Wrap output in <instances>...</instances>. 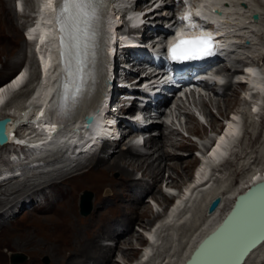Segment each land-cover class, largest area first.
I'll return each mask as SVG.
<instances>
[{
  "label": "bare ground",
  "instance_id": "bare-ground-1",
  "mask_svg": "<svg viewBox=\"0 0 264 264\" xmlns=\"http://www.w3.org/2000/svg\"><path fill=\"white\" fill-rule=\"evenodd\" d=\"M144 1L145 2L147 1V2L144 5H139L137 8L140 10V15H142L144 11L147 12V11L152 10V8L155 6V4L157 2H159L160 0H139V2H144ZM151 1H154V3L152 5H150ZM163 1H162V3H163ZM196 1L198 2L199 9H202V11L206 12L208 17H210V19H212V21L217 25L218 29L216 31H214V33L219 37L220 42H225L226 45L230 44V43H235L234 45H232V47L233 48L235 47L237 50H238V48L245 46V44L239 46L240 44H242V41H240V40H239V42L234 41L233 37L239 36V34L238 35L235 34L236 30L239 32L240 30L249 29L250 25L256 26V25L260 24L261 19L259 20V22H253L252 21L251 16L256 11H254V12L251 11L249 13H252V14L248 16V17H250V18H248L250 20L247 23V25H245L244 27L240 26V28H239V26L236 25V22L238 20L235 19L233 16L235 14L230 13L232 15V16H230L231 18H227L229 16H226V14L228 12H231V11H229L230 9L225 8V6H224L225 1H228V0H196ZM230 1H233V2L238 1L239 5L236 4L235 6H237V7L240 6L241 9L243 7L240 4L244 3L245 1L252 4V2H251L252 0H230ZM11 2H13V0ZM177 2L181 3L182 0H170V1L165 0L164 1L165 10L172 9L177 4ZM8 3L9 2L7 0H0V18H1V20H3V19L11 20L8 18L9 16L7 15V10H6L7 5H9ZM33 3L35 4V8L33 6V8H34L33 12L36 15V18H34V19H36V21L34 22V24H31L27 27L28 39L31 41L29 42V40L26 37L25 38H26L28 44L30 43L31 46L33 45L32 51L38 60L37 61L38 62V68H37L38 70L36 69L35 73L32 72V74L34 73V75H31V73L28 72L27 67H26L27 69L24 68L23 71L21 69L8 82L1 85V87H0V108H2L5 105H8L9 102H10L9 104H13V105L15 104L17 108L15 107L16 108L15 114L0 116V119L6 118V117H11L13 119V123L8 126V130L10 132V141H12L14 139V136H15V140H17L18 142H22V143L29 145L33 151H36V152L39 151L40 153H43V151H45L49 148H52V147L53 148L57 147V146H64V147L70 146L69 148H72V145H74L75 143L79 144L80 150L82 151L84 149H87L90 146L88 144V141H85L84 135L86 134L87 138H90L91 135H96L97 133H99V129L103 130L104 128H103V126L99 127L98 124H96L95 127L93 126L90 130H87L85 127L82 126V121H81L74 126L65 127V128L58 131L57 127L53 126V123L50 122L51 121L50 115H49L50 112L53 109H57L58 106L61 105V103H60V96L61 95L59 92V90H60L59 86H60V75H61L62 67L59 63L60 62V52H59L60 47H59V41H58L59 32H57L56 24H55V20H54L55 19V9H56V6L58 5V0H33ZM19 4H20L21 9H24V13H26L27 12L26 11V4L23 2V0H21V2ZM191 4H192V6H195L194 3H191ZM126 5H127L126 0L118 1L116 3V7L111 8V12L109 14V20L107 22V32H106L105 40L110 41V45H113V48H112L113 51H115L117 36L119 35V31L121 30L120 28H117V26L122 22V19H123L125 14L129 15V13H128L129 9L125 8ZM148 6L150 8H148ZM120 7L122 8L123 11L119 10L117 12V8H120ZM15 9H17V6L15 7ZM217 9L222 10L225 14H223V16H222V14H217V12L215 11ZM162 10L164 11V9H162ZM162 10H159L161 12H158V10L155 9L153 12H151L149 14L146 13L142 17V19H141V17H139V18L136 17L137 20H140V19L146 20L147 19V23L145 24L146 27L144 29V33H145L144 35L147 36V38H149V40H146V41L152 40V38H150V34L148 31V27H147V25H149L148 23H150V25H154L156 27H162V26L164 27L161 19H169V18H167V17H169V14L168 13L165 14L164 12H162ZM122 14H124V15H122ZM208 17H207V19H208ZM151 19L153 21H151ZM170 19L173 20V19H175V17L170 18ZM101 20H102V18H101ZM101 20L94 21L93 27L89 31V34L94 33V37L92 39H90L88 42L89 43L88 44V64L89 65H88V80L85 84V88L81 94L80 99L78 100V103H72L71 105H67V108H66V111L72 112L73 116H75V118L81 119V120L83 119L85 114H87L92 109L93 112L95 113V115L97 116V119H98L97 122L102 121V120L107 121L109 119H113L111 116H114V112H115V110H113L110 107V104L108 103V101L106 99H103V96H104L103 93L106 90L105 83L108 81V72L109 71H108L107 64L110 61V56L108 55V50H109V48H107L108 43L105 42V40L103 39V32L104 31H102V24L103 23L101 22ZM170 21L171 20H168L167 24ZM11 29H12V27H11ZM180 32H183V31L180 30ZM244 37L245 36L242 35V39H244ZM1 38L2 37H0V46H2V47H0V48L4 49L6 52L11 53V51H13V47H12V45L8 46V44L10 45L9 41L11 40V39L9 40V35L7 38L4 37L5 41L2 40ZM122 39H123L124 43H131V40L127 36H122ZM245 39H247V38L245 37ZM248 43H250V42H248ZM133 45L135 48L140 47V46H138V44L136 42ZM250 45H252V44H250ZM246 46H248V45L246 44ZM248 47H250V46H248ZM145 48H147V46ZM245 48H247V47H245ZM28 49H29V46H28ZM111 58H112V56H111ZM241 60L242 59H239V58L235 59V63L241 64L242 63ZM245 60H246V56L244 55L243 61H245ZM247 63H248L247 65H249V68L247 67L248 68L247 74L244 73L240 68H238L239 66H232L231 67L228 64H225L224 68L223 67L221 68L219 65V71L223 72L228 77L230 75H234V74H242L241 79L244 81V82H238L236 84L233 82L227 83L224 93L219 92L216 88L206 87L207 90H209V92L212 94V97L214 96L215 98L216 97H219V98L223 97L224 98V99H221L222 100L221 102H223V103H220V102L215 103V105L219 109L227 110V109L231 108V106L235 105L237 101H239V97H238L239 91L233 89V88L236 89L235 86L241 87L240 85L243 86L246 84H251L250 88L248 89L249 91L247 93V97L254 100L253 99L254 96L257 95L258 97H260V99L263 100V98H264V71L262 70V68L264 67V55H262L258 59H253L251 61H247ZM30 64H31V62H30ZM19 65H20V63H19ZM32 71H33V69H32ZM141 71H143V69H141ZM232 89H233V93L235 94V99L232 102H230V101L226 102L227 100H226V97H224V96H227V94L230 91H232ZM243 94H244V92H243ZM245 95H246V93H245ZM9 99H10V101L7 103V101ZM102 100H103V102H102L103 107H102V111H101L100 107H99V102ZM255 100H256V98H255ZM255 100H254V102H255ZM257 100H259V99H257ZM119 102H120V100H119ZM200 102H203L202 105L209 107L208 104H206V102H204V100H202ZM211 102H213V101H211ZM215 102H216V100H215ZM258 102H259V104H261L260 101H258ZM256 104H258V103H256ZM262 104H261V106H258V107L259 108L262 107ZM254 105H252V106H254ZM248 106H250V105H248ZM186 107L188 108V106L186 105V103L184 101H182L181 104L176 103L174 106V110H171L170 114L167 115V118L175 116V119H178V115H185V117L188 120V124L190 126H188L186 123L185 124L188 126L189 131L191 133L195 134L198 131H200L199 127L202 126V123L199 120V118L197 117V115L195 114L194 110H192L193 112H191V111L190 112L189 111L182 112L183 109L184 110L187 109ZM258 107H256V108L252 107L253 110H251L249 107L248 108L252 111V113L257 114V113H259L258 111L260 110ZM208 110L210 111V109H206V112ZM246 111L248 112V110H246ZM109 112H110V114H109ZM239 114H241V112H239ZM248 114H250V113H248ZM212 122H213V124H215L217 121L215 119H212ZM240 123L239 122L236 123L235 121L233 123V121H232V123H230V125L228 124V127L225 130V133H223V131L220 133V135L216 139L217 141H215L213 146H211L210 149L208 150V152H206L207 154L204 155L203 161L205 162L204 164H206L205 172L203 174L198 173V175L196 177L194 176V173H193V176H192V174L190 176L193 178L195 177V180H197V181L192 186L194 188L191 187L192 190L193 189L194 190L191 191V194H189L190 195L189 198H187V199L183 198L182 200L180 199V200H178V202H176V205L175 204L170 205V207L172 206V209L170 210V213H166L167 221L170 222V220H172V222H175V221L176 222H175L174 226H172V223L171 224H164V226H163L164 230L167 228H170L169 230L174 231L173 236H175L176 238L181 237V239H183L182 241L181 240L179 241L178 245H179L180 249H178L177 255H174V256H177L175 264H185L186 263V261L190 258V256L194 252V250L199 245V243L202 240H204V238H206L219 224H221L223 222V220L226 218V216L232 210V208L235 205V202L237 200V197L240 194L244 193L247 189H249L251 187V185L258 183L259 181H264V169L263 168H256V167L254 170L248 172L247 174L243 173V174H245V176L242 175V176H244V178L242 177L243 179H241L242 180L241 185H239V186H236V183L234 184V179L232 181L229 178L225 179L223 181L220 179L221 182H218V184H217L216 179H214V177L210 176V173H214V171H212V170H214L215 164H219L221 166H223V165L225 166L226 164H228L229 160L227 158H229L230 156L233 155L232 151H234L235 146L239 143V141L241 140V138L243 136V128H241L243 125ZM164 125L165 124H163L161 126H164ZM165 129H166L165 131L158 132L156 137H152L148 142H146L147 144H149V146L151 148L155 149L154 152L156 153V156H154V158L150 156L151 155L150 153H152V151L147 152L146 154H143V153L139 152L138 150H135L133 148L132 143H131L132 140H130V142H128V143L126 142V137L128 136L127 135L126 137H123L122 139H120L118 141L120 143L123 140L125 142L124 147L120 148L119 151H117V149H116V148H118V142H117V144L114 148L113 154L111 153V155H109L106 159H98L95 157V158H92L91 161L89 160L90 163L88 165H86L87 162L85 163L81 160L73 162L72 164L73 165L75 164V165L72 166V168H67L66 170L65 169L58 170L57 173L58 174L60 173L59 175L57 174L58 176L57 175H55L56 177L51 176V178L45 179L41 182H38L35 185H32V188H30V187L27 188V186H23V187H19V188L18 187L12 188L13 181L14 180L16 181L17 178H14V179L11 178V177H13L12 174H14V173H11L10 171H14V167H16V166H14V164L16 163V161H20L18 156H17V154L19 155V153L15 154L14 159H13L14 161L13 160L11 161L10 159H8V154L14 153L16 150L14 148L13 149L11 148L13 146H11L10 143L7 145H4V146L0 145L2 147V149H4V148H6L7 150L11 149L9 152H7V155H6L7 156V159H6L7 163L11 164V167H8V169H7L2 164L3 162L0 163L2 165L0 167L1 168L0 170H2L1 172H3L0 174L1 175L4 174L3 178L5 181V182L0 181V192H2V194L6 197V198L1 200L3 203V204H1V206L7 207V208L9 206H11L10 207V210H11V208L15 204L17 205L20 202V198H26V196H28V194H30L31 192H34V191L37 192L35 195H38L40 197V199H38V198L34 199V197L31 198V196H29L30 199L34 200V202H35V200H37V201L39 200V203L40 202L43 203L42 197H48L49 199L51 198V202H52V196L53 195L50 196L49 194H51V192L54 189L58 188V186H59L58 184H60V182L64 183V181H66V177L69 173L79 171L80 175H85V176L89 175L90 181L96 185V176L92 173V172H96L99 175H101V179L99 180V182H101L103 184V186H97L95 188H99V187L103 188V187H106L108 185V186H113L116 190L114 193L111 192V194H110V190H107L106 195L108 197L109 196H119V197H122L121 200H125L126 198L131 197V195H133L134 193H137V195H138L137 201L141 205L136 206L133 210L129 211V214L131 217H129L128 220L130 221V223L140 221V219L136 215L140 208L144 207L143 211H144L146 216H148V214L151 213V211H150L149 206L143 205L144 199L142 196L139 195V191H138L139 189L136 190L137 183L135 181L136 180L135 175H137V174H136L135 170L129 172L128 169L131 167L130 165H133L134 162H135V164L136 163H143V165H144V163H146L148 171L150 174H145L144 172H141V176H142L143 180L145 181V178H147L150 175L149 177L153 179L151 181L153 183L148 184L149 187L146 190H147V192H149L150 190H153V192H154V190L157 187L156 184L159 181L158 177L162 174V171L164 170L162 165L163 164L168 165V163H163L162 160H163V158H165V156L170 157V153H168L169 151L166 150L164 148V146H162V147L159 146L160 144L158 142V138L163 139V141H164V139H166L165 141L167 143H165V141H164L165 146H167L166 144H170V146H172L173 148L177 147L176 146L177 144L172 142L171 139L173 136H177L179 132L175 129L170 128L169 126H165ZM201 131H202V129H201ZM254 136H255V133H254ZM216 142H217V144H216ZM82 145H85L86 147L81 148ZM179 145L180 146H187V145H185V142L182 144H179ZM214 146H215V148L213 149ZM103 148L105 149L106 146H103L102 149ZM189 148H190V150H192V147H189ZM19 149L22 150V148H17V150H19ZM210 150H211V153H210ZM114 153H115V155H114ZM261 153L264 154V149L261 150ZM59 154H60V152L57 153V156H59ZM94 154H96V153H94ZM94 154H92L90 157H92ZM144 155H147V156L145 157ZM89 158H87V159H89ZM110 159H112L111 162H109ZM47 160H49V159H47ZM47 160H45L44 164H41L39 166L32 165L31 167L34 169L35 168H38V169L39 168H46V167L50 166L49 164L46 166ZM35 161H36V159H32V163H34ZM184 162L186 163L185 166H180L181 164L179 165L181 170L177 174L178 178L183 176V174L187 175L186 169L189 168L190 160H186ZM7 163L5 162L4 164H7ZM20 163H23V162H20ZM28 164H30V163H28ZM241 164L243 165V163H241ZM55 165H57V164H55ZM128 166H130V167L128 168ZM169 166H171L170 163H169ZM179 166L176 167V171H179V169H177ZM132 167H134V166H132ZM61 171H64V172H61ZM69 171H71V172H69ZM112 171L119 172L121 174V178L123 180L127 181L126 183H128L127 185L131 189V190L129 189L130 190L129 192H128V190H126V188H124V184H122L123 182L118 183L117 181L115 182L114 180H112V178H110L109 174ZM14 172H15V175H14L15 177L19 176V175H16L17 174L16 171H14ZM215 177H216V175H215ZM38 181H40V180H38ZM173 182L174 181H171L172 184H173ZM26 183H28V182H26ZM147 183H150V182H147ZM5 185L6 186L10 185V186L8 188H4V190H2V188ZM173 187H177V185L173 184ZM141 189H143V188H141ZM157 189H159V188H157ZM146 190H145V192H146ZM45 191H46V193L44 194ZM155 191H156V193L160 194L159 196H155L157 201H159L160 198L163 199L164 202H166V203L170 200L168 197L164 198V196L162 195V192H160V190H155ZM188 192H190V190H188ZM225 194L227 195V198H228L227 201H225V198H226ZM185 195H188V194H185ZM217 199H219L220 201L217 205V208L212 211L211 205ZM184 200H186V201H184ZM225 202H228V205L230 204L231 206H229V209H227L225 211V213H223V212L221 213L220 210L224 207L227 208V206H228ZM35 203H36L35 204L36 206H39V205H37L38 204L37 202H35ZM98 204L101 205L102 202L99 201ZM187 207H188V209H185ZM15 211H16V209H13L11 213H14ZM219 212L221 213V215L216 220L215 216L216 215L219 216V214H220ZM4 214L5 213H0V216L2 217ZM163 217H165V216H163ZM213 217H215V218H213ZM157 219L159 221V219H160L159 216L156 217V220ZM211 219H214V220H212V222L214 221L213 222L214 224L212 223L213 226L211 225V227H209L208 225L211 224L210 223ZM40 220L43 222L38 223L37 226L40 225V226L45 227L46 223H49V221H51V224L56 226L55 232L50 234V236L53 238L55 237V239H54V240H56L55 243L57 245L60 244L59 246H61L59 248H62V246H63V244H65V242L69 243V245H71V246H75V245L79 246V248H77L78 246L73 248V250L75 252H73V255L70 256V259H67V261L69 260L68 264H114V263H112V259H111L113 251L111 249H109L107 246H105L104 244H102L101 239L107 240L106 238L110 237V238L119 240V238L122 236V235H120L119 232H117V231H115L114 233H111L109 231H105V232L101 231L100 232V229L97 227L90 229L91 223L86 221L87 222L86 224L85 223H81V224L82 225L85 224L86 226H89V228L85 227L86 230L88 229L86 231L87 237L85 238L84 236H81L80 233H82L83 229H85V228H83L84 225L83 226L81 225L82 227H80V225H78V227H77V224H79V220H78L75 209L73 210L72 213H65V214L63 213L62 218H59V219H53L51 216L50 217L48 216V217H42V219H40ZM91 225H93V224H91ZM151 225H152V223H146V227L151 226ZM186 227H188V228H186ZM203 227L205 228V232L202 234L200 233L201 235L199 236L198 231L200 229L201 230L204 229ZM48 228H46V230ZM120 229H122V228H120ZM196 234L199 237L196 236ZM189 235H190V237H189ZM139 236L140 235H135L134 237L136 239H139L140 242H142L143 239L140 238ZM154 237L156 238L157 236L154 235ZM175 237H174V239H175ZM195 237H198L199 239H196V241L192 244V242L195 240ZM81 238L83 239L85 245H84ZM155 238L153 240V235H152L153 241L156 240ZM185 238H188V240L186 239V242L188 241V243H186V244H184ZM174 243L176 244V242H174ZM132 244H133V241H130L128 243L129 247H131ZM157 244H158V241H157ZM67 247H69V246H67ZM150 247H152V245ZM59 251H60V249H59ZM147 252H149L147 254V256H148L150 254V251H147ZM131 254L132 253H126L125 256L130 257ZM135 254L136 253H133L132 255H135ZM257 254H258V256H260V259L262 258L261 260H264V242L260 246L255 248L250 253V255L245 260L244 264H247L248 262H250L251 261L250 259L252 258V256L257 255ZM73 256L74 257L77 256L78 259H74V258L72 259ZM167 258H168V260H171V253H169V251H168L167 255H165V259H167ZM172 261H170V262L172 263Z\"/></svg>",
  "mask_w": 264,
  "mask_h": 264
},
{
  "label": "rangeland",
  "instance_id": "rangeland-1",
  "mask_svg": "<svg viewBox=\"0 0 264 264\" xmlns=\"http://www.w3.org/2000/svg\"><path fill=\"white\" fill-rule=\"evenodd\" d=\"M7 1L9 2L8 3L9 5H7V9H6L7 15L9 16L8 18L11 20H6V19L1 20V18H0V37H2L1 38L2 40H4L9 35V40L11 39L9 41L10 45L8 43L7 44H8V46L12 45L13 51H11V53H10V52H6L4 49L0 48V87L4 83L8 82L21 69L23 71L24 68L25 69L28 68L27 69L28 72L31 73V75H34V73L36 72V69L38 68L37 58L35 57V55L33 54V51H32L33 45L31 46L30 43L28 44V42L25 38V34H24L25 27H27L28 25H31V23H32L31 18L29 17V12H32L34 10L35 4L33 3V0H24L25 4H26V11L27 12L25 13L26 15L23 16L15 10V8L13 7V2H11L12 0H7ZM162 1L160 0L159 2H157L155 4V6L152 8V12L155 9L158 10V12H161L159 10L164 9V11L162 10V12H164L165 14H167V13L169 14V13H172L173 10L175 12V10L177 8H179V5L181 4L180 2L179 3L177 2V4L172 9L165 10V6H160V7L158 6L159 4H165L164 3L165 0L163 1V3H162ZM146 2L145 1L144 2H138L137 5H144ZM226 2H228L229 5H225V8H228V9H230L229 11H231V12H228L226 14V16H229L227 18H231L230 17V16H232L231 14H235L233 16L235 19L238 20L236 22V25H238L239 28H240V26L244 27L249 22L250 19H248V18H250V17H248V16L252 14L249 12H251V11L257 12L258 11V13L261 16V20H260L259 25H256V26L250 25L249 29L240 30L239 32L236 30L235 34H237V35L239 34V36L233 37L234 41L239 42V40H240V41H242V44H245V46L238 48V53H236L235 55L233 54L234 55L233 58L242 59L241 60L242 62H243L244 55L246 56V58H248L245 61H251L253 59L260 58L262 55H264V1L263 0L262 1L261 0H255V1L252 0L251 1L252 4L245 1L246 3L244 2V3L240 4L244 9L243 8L241 9L240 6L239 7L235 6L236 4L239 5L238 1L233 2V1L228 0ZM153 3H154V1H151L150 5H152ZM192 3H194L195 5H198V2L196 0H192ZM130 5L131 4H127L126 6L130 7ZM33 6H34V8H33ZM148 8H150V7L148 6ZM149 13H151V12H149ZM145 14H146V11H144L143 14L140 15L141 19ZM168 20L169 19H161L164 27L167 25ZM151 21H153V20L151 19ZM121 25L123 27V23H121ZM11 27H12V29H11ZM242 35H244L247 39H245V37H244V39H242ZM248 42H250V43H248ZM246 44L250 47L246 46ZM250 44H252V45H250ZM28 46H29V49H28ZM0 47H2V46H0ZM245 47H247V48H245ZM30 62H31V64H30ZM19 63H20V65H19ZM228 65L232 67V66H237L238 64H236L235 62H231V63L228 62ZM238 68L241 69L240 66ZM32 69H33V71H32ZM262 70L264 71V67L262 68ZM32 72H34V73L32 74ZM223 82L224 83L221 86V89L223 91L221 93L225 92L226 85H227V83L231 82V80L228 79L226 82L225 81H223ZM250 85L251 84H246L243 86L240 85L241 87L235 86L236 89L233 88L234 90H237L240 92V93L238 92L239 101H237L235 105L231 106V108H229L227 110H225V109L221 110L215 105V103H218V102L223 103V102H221L222 101L221 99H224V98L223 97H220V98L216 97L215 98L214 96L212 97V94L209 92V90H207V88L206 89L203 88L204 90L200 89L199 94H194V95L188 96L184 101L186 103V105L188 106V108L186 107L187 109H185V110L183 109L182 112H185V111L193 112L192 110H194L196 115H198V113H200L201 115L204 116V118L201 121L202 126L199 127L200 131H198L195 134L191 133L189 131L188 126H190V125L188 124V120L185 117V115H178V119H175V116L166 118V123H164L165 125L164 126L160 125V126L154 128L153 131H154L155 135L149 136L141 144H138L136 141H133L134 138L136 137V135L132 134V135H128L126 137L127 143L130 142V140H132L131 143H132L133 148L135 150H138L139 152H141L143 154H146L147 152L152 151V153H150L151 154L150 156L154 158V156H156V153L154 152L155 149L151 148L149 146V144H147L146 142H148L152 137H156L158 132L165 131L166 130L165 126H169L170 128L175 129L179 132L177 136H173L171 139L172 142L177 144L176 148H173L172 146H170V144H166L167 146H165V143H167L165 141L166 139H164V141H165V143H164L163 139L158 138V142L160 144L159 146H161V147L164 146V148L169 151L168 153H170V157L165 156V158H163V160H162L163 163H168V165H164V164L162 165L164 170L162 171V174L158 177L159 181L156 184L157 187L155 190H160V192H162V195L164 196V198L168 197L170 199L167 203L164 202V200L161 198L159 201H157L155 196H159L160 194L156 193L155 190H154L155 193L153 192V190H150L149 192H147L146 189H148V187H149L148 184L153 183V182H151L153 179L150 178L149 177L150 175H149L147 178H145V181H144L142 176H141V172H144L145 174H150L148 171L146 163H144V165H143V163H136L135 164V162H134L133 165H130L131 167L128 166V168L130 167L128 169L129 172L135 170V172L137 174V175H135L136 176L135 181L137 183L136 190L139 189L138 190L139 195L142 196L144 199L143 205L149 206L150 211H151V213H149L148 216H146L144 211H143L144 207L140 208L136 214L138 216V218L140 219V221L130 223V221L128 220L129 217H131L129 214V211L133 210L136 206L141 205L137 201V196H138L137 193H134L133 195H131V197H128L125 200H121L122 197H119V196H109L108 197L106 195L107 190H110V194H111V192L114 193L116 190L113 186H108V185L106 187H103V188H100V187L95 188L97 186H103V184L101 182H99V180L101 179V175H99L96 172H92L96 176V185L90 181L89 175H86V176L80 175L79 171L69 173L66 177V181H64V183L60 182V184H58L59 185L58 188L54 189L51 192V194H49L50 196L53 195L52 196V202H51V198L49 199L48 197H45L47 199L46 203H41V202L39 203V200L38 201L35 200V202H37L38 203L37 205H39V206H36L35 205L36 203L34 202V200L29 198V196H31V198L34 197V199H36V198L40 199V197L38 195H35L37 192L34 191V192H31L30 194H28V196H26V198H20V202L17 205L15 204L10 210L11 206H9L8 208L1 206V204H3L1 200L6 198V197L2 194V192H0V201H1L0 202V213H5L2 217L0 216V218H1L0 219V264H12V257L15 254L23 255L26 257V260L24 262H21L18 264H68L69 260L67 261V259H70V256L73 255V252H75L73 250V248L77 247L78 245L71 246V245H69V243L65 242V244H63L62 248H59L61 246H59L60 244L57 245L55 243V241H56V240H54L55 237L53 238L50 236V234L55 232L56 226L51 224V221H49V223H46L45 227L40 226V225L37 226V224L40 222H43L40 220V219H42V217H48V216L50 217L51 216L53 219H59V218H62L63 213L64 214L65 213H72L74 209L76 210V214H77V217L79 220V224H77V227H78V225H80V227H82L84 225L83 228H85V227L89 228V226H86L85 224L87 222H90L91 224H93V225L90 224V229L97 227L100 229V232L101 231H104V232L109 231L111 233H114L115 231H117L120 233V235H122L119 238V240L113 239L110 237L106 238L107 240L101 239L102 244H104L105 246H107L109 249H111L113 251V254L111 257L112 263H114V264H164V263L165 264H175L177 256H174V255H177L178 249H180V247L178 245L179 241L180 240L182 241L183 239H181V237L180 238L178 237L179 238L178 239L175 236H173L174 231L169 230L170 228H167L164 230V228H163L164 224H171L172 223V226H174V224L176 222V221L172 222V220H170V219H169L170 222L167 221L166 213H170V210L172 209V206L170 207V205H172V204L176 205V202H178V200H180V199L182 200L183 198L184 199L189 198V196H190L189 194H191V191L194 190V189L192 190V188H194L192 186L197 181V180H195V177L198 175V173L203 174L205 172L206 164H204L205 162L203 161L204 155L207 154L206 152H208L210 147L213 146L215 141H217L216 139L220 135V133L222 131H223V133H225V130L227 129L228 124L230 125V123H232V121H233V123H234V121L236 123L241 122L240 124L243 125L241 127V128H243V136H242L241 140L239 141V143L235 146L234 151H232L233 155L230 156L229 158H227L229 160L228 164H226L225 166L215 164V168H214V170H212V171H214V173H210V176L214 177V179H216L217 184H218V182H221L220 179L223 181V180L229 178L232 181L234 179V184L236 183V186H239V185H241V181H242L241 179L244 178L245 174L254 170L255 167L264 169V154L261 153V150L264 149V107H263L264 106L263 105L264 104L263 103L264 98L262 97L263 98V100H262V99H260V97L255 95L253 99L255 100V98H256V100L254 102V100L247 97V93L249 91L248 89L250 88ZM211 88L217 89L216 86H212ZM233 89H232V91H230L227 94V96H224V97H226V100H227L226 102H229V101L232 102L235 99V94L233 93ZM243 92H244V94H243ZM245 93H246V95H245ZM257 99H259V100H257ZM202 100H204V102H206V104H208V106L210 108L202 105L203 102H200ZM215 100H216V102H215ZM9 101H10V99L7 101V103ZM211 101H213V102H211ZM258 101H260L261 104L263 103L262 107H260V108L258 106H261V104H259ZM9 103H8V105H5L2 108H0V113H1L0 116L15 114V111L17 108L16 105L15 104L14 105L9 104ZM256 103H258L259 105ZM248 105H250L251 107ZM252 105H254V106H252ZM255 106L261 110V111L259 110L258 111L259 113H257V114H254L251 111V110H253L252 107L256 108ZM206 109H210V111L208 110L206 112ZM246 110H248V112ZM239 112H241V114H239ZM248 113H250V114H248ZM212 119H215L217 122L215 124H213ZM201 129H202V131H201ZM254 133H255V136H254ZM184 142H185V145H187V146H180L179 145V144H182ZM106 143H107V141L102 142L101 146L102 147L106 146ZM116 144L117 143L111 144L110 152L106 151L107 148H105V149L101 148L102 150L99 148L96 152L94 151V153H96V154L92 153V154H94L92 157H90L92 155V154H90V155H88V157L84 158L82 161L85 163L87 162L86 165H88L90 163V161L92 160V158L96 157L98 159H106L109 155H111V153L113 154V151H114ZM216 144H217V142H216ZM124 145H125V142L123 140L120 143L118 142V148H116L117 151H119L120 148H123ZM85 147H86L85 145L81 146V148H85ZM189 147H192V150H190ZM11 148L13 149L14 147H11ZM214 148H215V146L213 147V149ZM10 150L11 149L7 150L6 148L2 149V147L0 146V163L3 162L2 164L7 169H8V167H11V164H8L7 160H6L7 159V156H6L7 152H9ZM114 155H115V153H114ZM144 156L146 157L147 155H144ZM87 158H89V159H87ZM186 160H190L189 168L186 169L187 175L183 174V176L178 178L177 174L181 170L180 166H185L186 163L184 161H186ZM111 161H112V159L109 160V162H111ZM5 162L7 164H4ZM169 163L171 164V166H169ZM241 163H243V165ZM1 166L2 165L0 164V167ZM14 166H16V167H14V169H16V172H17L16 175H19V176L15 177L14 176L15 172L10 171L11 173H14V174H12L13 177H11V178H13V179L17 178L16 181L15 180L13 181L12 188H14V187L19 188V187H23V186H27V188L28 187L32 188V185H35L36 183L41 182L45 179L51 178V176L56 177L55 175L58 174L57 173L58 170H62V169L66 170L67 168H72V167L64 168L66 165L64 167H61V168H59V166L56 167V166L50 165L49 167L39 168L38 170H36L32 167H29L27 162L20 163V161H16ZM132 166H134V167H132ZM177 166H179L177 168V169H179V171H176ZM1 171L2 170H0V173H3ZM61 172H64V171H61ZM69 172H71V171H69ZM193 173L195 176L194 178L190 177L191 174L193 176ZM243 173H245V174H243ZM215 175H216V177H215ZM242 175H244V176H242ZM3 176H4V174H2V175L0 174V181L1 182H5ZM109 176L115 182L116 181L118 183L123 182L122 184H124V188H126V190H128V192L131 190L127 185L128 183H126L127 181L123 180L121 178V174L119 172L112 171V172H110ZM38 180H40V181H38ZM171 181H174L173 184H175V185H177V187L178 186L179 187L178 188L173 187V184L171 183ZM26 182H28V183H26ZM147 182H150V183H147ZM9 186L10 185H7V186L5 185L2 188V190H4V188H8ZM141 188H143V189H141ZM157 188H159V189H157ZM145 190L147 193L145 192ZM188 190H190V192H188ZM85 192H91L94 196L93 201H92L94 211H92L87 216H85L81 213V208H80L81 198ZM45 193H46V191L44 192V194ZM185 194H188V195H185ZM225 196H226L225 201H227V199H228L227 195L225 194ZM42 199H44V197ZM32 201H33V204L34 203L35 204L31 207H29V206L26 207V203L29 204V202H32ZM99 201L102 202L101 205L98 204ZM184 201H186V200H184ZM42 202H43V200H42ZM225 203L228 205V202H225ZM229 206H231V205L229 204L227 206V208H225V207L222 208L220 210L221 213L222 212L225 213V211L227 209H229ZM188 207L185 209H188ZM13 209H16V211L14 213H11ZM221 213L219 214V216H217V215L215 216L216 220H217V218L220 217ZM158 216L160 218L159 221H158V219L156 220V217H158ZM163 216H165V217H163ZM215 217H213V218H215ZM212 220H214V219H211V222H210L211 224L209 223L210 225H208L209 227H211V225L213 226V224H214L213 223L214 221L212 222ZM81 223H85V224L82 225ZM146 223H152V225L153 224L154 225L153 226L151 225L152 227L151 226L146 227ZM188 227H186V228H188ZM46 228H48V229L46 230ZM120 228H122V229H120ZM87 230H86V228L83 229V231H82V233H80V235L84 236L86 238L87 237V234H86ZM204 232H205V228L202 230L200 229L198 231L199 234L198 233L197 234L200 236ZM197 234H196V236H198ZM135 235H140L139 237L142 238L143 241L140 242L139 239H136L134 237ZM152 235H153V240L155 238L154 235L157 236L155 238L156 239L155 241L152 240ZM174 237L177 241L174 239ZM189 237H190V235H189ZM198 237H195V240L192 242V244L196 241V239H199ZM188 238H185L184 244L188 243V241L186 242V239L188 240ZM82 241H83V239H82ZM130 241H133V244L131 247H129V245H128V243ZM157 241H158L159 245L157 244ZM174 242H176V244ZM83 243H84V241H83ZM84 245H85V243H84ZM151 245H152V247H150ZM67 246H69V247H67ZM77 248H79V246ZM59 249H60V251H59ZM167 250L169 251V253H171V260H168V258L165 259V255H167V253H168ZM147 251H150V254L148 256H147V254L149 252H147ZM126 253H132V254L136 253V254L135 255L131 254L130 257H126L125 256ZM73 258L78 259L77 256L76 257L73 256L72 259ZM261 259H260V256H258V254L254 255L250 259L251 261L248 262L247 264H264V260H261ZM170 261H172V263Z\"/></svg>",
  "mask_w": 264,
  "mask_h": 264
},
{
  "label": "water",
  "instance_id": "water-1",
  "mask_svg": "<svg viewBox=\"0 0 264 264\" xmlns=\"http://www.w3.org/2000/svg\"><path fill=\"white\" fill-rule=\"evenodd\" d=\"M254 20L259 21L258 14ZM10 117L0 119V145L8 143L7 127L12 123ZM89 123L94 121L90 118ZM93 194L82 195L81 213L89 215L93 210ZM215 200L211 210L219 203ZM264 242V181L251 185L237 197L235 205L226 216L194 250L185 264H244L250 253ZM26 257L15 254L12 264L24 262Z\"/></svg>",
  "mask_w": 264,
  "mask_h": 264
},
{
  "label": "snow or ice",
  "instance_id": "snow-or-ice-1",
  "mask_svg": "<svg viewBox=\"0 0 264 264\" xmlns=\"http://www.w3.org/2000/svg\"><path fill=\"white\" fill-rule=\"evenodd\" d=\"M106 7V0H58L57 12L58 23L61 31L67 33L68 37L75 43L69 49L67 55L79 59V43L88 37L94 21L100 18V14ZM212 38L196 37L181 39L169 49L173 60H193L202 58L204 55L212 54ZM63 55V54H62ZM72 61L69 60L67 71L71 80V98L80 94L82 80L79 77L81 71L77 64L75 71ZM65 96H68L69 87H64Z\"/></svg>",
  "mask_w": 264,
  "mask_h": 264
},
{
  "label": "clouds",
  "instance_id": "clouds-1",
  "mask_svg": "<svg viewBox=\"0 0 264 264\" xmlns=\"http://www.w3.org/2000/svg\"><path fill=\"white\" fill-rule=\"evenodd\" d=\"M196 114V113H195ZM198 117V116H197ZM199 118V117H198ZM200 120V119H199ZM201 121V120H200Z\"/></svg>",
  "mask_w": 264,
  "mask_h": 264
}]
</instances>
